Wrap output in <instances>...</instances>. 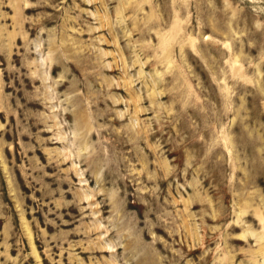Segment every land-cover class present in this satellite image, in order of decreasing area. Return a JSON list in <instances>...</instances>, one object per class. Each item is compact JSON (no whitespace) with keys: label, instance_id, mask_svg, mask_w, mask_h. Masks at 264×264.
<instances>
[{"label":"rangeland","instance_id":"rangeland-1","mask_svg":"<svg viewBox=\"0 0 264 264\" xmlns=\"http://www.w3.org/2000/svg\"><path fill=\"white\" fill-rule=\"evenodd\" d=\"M0 264H264V0H0Z\"/></svg>","mask_w":264,"mask_h":264}]
</instances>
